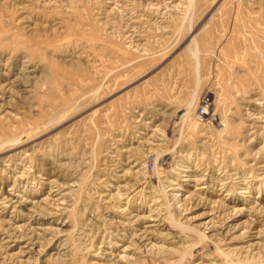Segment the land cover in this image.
I'll list each match as a JSON object with an SVG mask.
<instances>
[{
  "label": "rangeland",
  "instance_id": "1",
  "mask_svg": "<svg viewBox=\"0 0 264 264\" xmlns=\"http://www.w3.org/2000/svg\"><path fill=\"white\" fill-rule=\"evenodd\" d=\"M0 264H264V0H0Z\"/></svg>",
  "mask_w": 264,
  "mask_h": 264
},
{
  "label": "built area",
  "instance_id": "2",
  "mask_svg": "<svg viewBox=\"0 0 264 264\" xmlns=\"http://www.w3.org/2000/svg\"><path fill=\"white\" fill-rule=\"evenodd\" d=\"M199 113L200 114H203V113H206V105L203 104L200 108H199ZM147 167L149 169H152L153 168V164L150 162V161H147Z\"/></svg>",
  "mask_w": 264,
  "mask_h": 264
}]
</instances>
